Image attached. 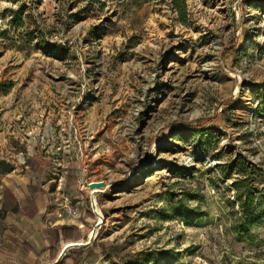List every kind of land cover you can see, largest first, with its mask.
I'll return each instance as SVG.
<instances>
[{
    "label": "rangeland",
    "instance_id": "1",
    "mask_svg": "<svg viewBox=\"0 0 264 264\" xmlns=\"http://www.w3.org/2000/svg\"><path fill=\"white\" fill-rule=\"evenodd\" d=\"M33 181L96 233L83 264H264L236 189L264 193V0H0V212ZM23 231L0 219V264H43Z\"/></svg>",
    "mask_w": 264,
    "mask_h": 264
},
{
    "label": "crops",
    "instance_id": "2",
    "mask_svg": "<svg viewBox=\"0 0 264 264\" xmlns=\"http://www.w3.org/2000/svg\"><path fill=\"white\" fill-rule=\"evenodd\" d=\"M42 187V185L37 186V182L33 181L30 183L29 187H14L7 190L5 197L11 199V209H13V211L8 212L7 214L5 211L0 212V216H2L0 219L4 222H8V225H11L12 223L18 225L20 223L24 226L23 232H26L30 239L29 241H22L21 244L25 242L29 243L35 253L26 258H31L37 263L52 264L49 262L48 249L55 247L61 253L63 249L62 247L66 243L62 240V232L60 228L62 226L71 225L63 224L54 226L48 222V218L51 214L47 213L48 206L46 203V197L50 198L51 194ZM49 203H51V201H49ZM51 229H53L52 231L54 232L53 237L49 236L52 232L50 231ZM79 231L80 235H82L81 229ZM38 236H40L42 244L40 249L38 247V242L35 240ZM51 238H53V242H51ZM70 243L76 242H69L67 244ZM60 245H62V247H60Z\"/></svg>",
    "mask_w": 264,
    "mask_h": 264
},
{
    "label": "trees",
    "instance_id": "3",
    "mask_svg": "<svg viewBox=\"0 0 264 264\" xmlns=\"http://www.w3.org/2000/svg\"><path fill=\"white\" fill-rule=\"evenodd\" d=\"M172 2H174L177 9H180V5L185 9L186 0H172ZM183 12L184 11H180V14ZM236 189L238 191L237 199L239 201V207L243 216L240 226L256 227L262 225L264 222V193L255 195L249 183L246 181L236 183ZM89 217L93 219V213H89ZM60 230L62 232V240L66 244L69 242H77L81 239L79 226H62ZM90 248L91 246L89 245L81 249H71L57 264H83L85 258L90 252ZM19 249L25 256L35 254L31 245L26 242L22 243L19 246ZM48 251L49 262L54 263L57 261L60 254L59 250L54 247L49 248Z\"/></svg>",
    "mask_w": 264,
    "mask_h": 264
},
{
    "label": "bare ground",
    "instance_id": "4",
    "mask_svg": "<svg viewBox=\"0 0 264 264\" xmlns=\"http://www.w3.org/2000/svg\"><path fill=\"white\" fill-rule=\"evenodd\" d=\"M216 49L217 50H221V47L220 46H217L216 47ZM207 71H209V69H207ZM74 78H72V79H74V80H71V81H69L68 83H67V86H68V88L69 89H73L74 88V86H75V83H76V76H73ZM152 79H153V76H150V80L152 81ZM215 82H220V83H223L224 82V80L222 81L221 79L219 80V79H216V81ZM152 85V84H151ZM150 85V86H151ZM154 85V84H153ZM226 85V84H225ZM256 109H257V106H256V104H254L253 102H248L247 104H245V106H244V111H243V120L244 121H250V116L256 111ZM140 112H141V110H136V112H135V115L136 116H138L139 114H140ZM196 116L198 115V114H195ZM195 161V160H197V159H195V158H193V157H191V156H187V155H184V157H183V164L181 165V166H183V167H185V166H188L192 161ZM207 165L209 166V167H212V166H215L216 164H214L213 162H212V160H208V162H207ZM103 190L101 189V190H95L94 189V193H96V192H102ZM95 201V200H94ZM99 205H97V203H96V209H97V214L100 216V221H102V219H103V217L101 216V209L98 207ZM95 235H96V233L94 232L91 236H89V237H91V238H94L95 237ZM85 241V240H84ZM84 241H79V242H77L78 244H84L83 242ZM87 241V240H86ZM85 241V242H86ZM71 245H75L74 243L73 244H65V245H63V249H65V248H67V247H69V246H71Z\"/></svg>",
    "mask_w": 264,
    "mask_h": 264
},
{
    "label": "water",
    "instance_id": "5",
    "mask_svg": "<svg viewBox=\"0 0 264 264\" xmlns=\"http://www.w3.org/2000/svg\"><path fill=\"white\" fill-rule=\"evenodd\" d=\"M260 104L261 103H258L257 104V109L259 108V106H260ZM255 114V113H254ZM106 187V184L104 183V182H102V181H100V182H94V183H90L89 184V189H91V190H101V189H104ZM100 193V192H99ZM94 200V199H93ZM98 226H100V224H98L97 225V227ZM94 241V238H91L90 237V239H89V241H88V243H85V244H78V243H74L75 245H71V246H69V247H67V248H65V249H62V251H61V253H60V255H59V257H58V259H57V261H55L54 263H52V264H57L66 254H67V252L69 251V250H71V249H81V248H83V247H86V246H89V245H91V243ZM71 244H73V243H71Z\"/></svg>",
    "mask_w": 264,
    "mask_h": 264
},
{
    "label": "built area",
    "instance_id": "6",
    "mask_svg": "<svg viewBox=\"0 0 264 264\" xmlns=\"http://www.w3.org/2000/svg\"><path fill=\"white\" fill-rule=\"evenodd\" d=\"M100 193L99 192H96V198H95V201L93 200V197H92V193H91V197H90V201H91V206H92V210H93V213L97 216V219L99 220V215H97V212H96V202H97V197ZM101 216L103 217L102 213H101ZM90 238V237H89ZM97 238V236L94 238V240Z\"/></svg>",
    "mask_w": 264,
    "mask_h": 264
}]
</instances>
